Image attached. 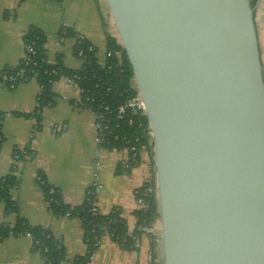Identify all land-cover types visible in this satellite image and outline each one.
Segmentation results:
<instances>
[{
	"label": "water",
	"instance_id": "95a60500",
	"mask_svg": "<svg viewBox=\"0 0 264 264\" xmlns=\"http://www.w3.org/2000/svg\"><path fill=\"white\" fill-rule=\"evenodd\" d=\"M153 146L161 264H264L252 0H105Z\"/></svg>",
	"mask_w": 264,
	"mask_h": 264
},
{
	"label": "crops",
	"instance_id": "0c3cea01",
	"mask_svg": "<svg viewBox=\"0 0 264 264\" xmlns=\"http://www.w3.org/2000/svg\"><path fill=\"white\" fill-rule=\"evenodd\" d=\"M252 3L264 75V0ZM30 28L45 36L47 61L55 63L59 58L72 71L82 66L73 54L77 38L91 44L101 65L106 59V36L117 38L105 0H0V72L19 65L24 36ZM66 31L72 35L62 38L61 32ZM50 91L52 105L42 110L37 125L32 114L37 108L38 83L0 86V181L14 178L9 195L17 207L16 213L6 215L0 202V223L13 227L22 219L31 227L49 231L64 247L65 258L60 264H74L87 252L81 222L50 211L38 185L39 175L60 192L69 207L81 205L86 191L97 183L100 188L95 194V205L99 213L107 215L116 210L127 223H132L137 210L135 193L151 178V167L144 160L131 170L123 169L126 153L98 146L94 116L88 110L73 107L80 96L77 90L58 80ZM55 126L61 130L56 132ZM148 249V236L141 237L138 250L121 248L102 237L88 264H147ZM156 251L161 261L159 241ZM0 264L45 263L32 250L29 238L10 234L0 241Z\"/></svg>",
	"mask_w": 264,
	"mask_h": 264
},
{
	"label": "trees",
	"instance_id": "16d2710c",
	"mask_svg": "<svg viewBox=\"0 0 264 264\" xmlns=\"http://www.w3.org/2000/svg\"><path fill=\"white\" fill-rule=\"evenodd\" d=\"M253 6V3H252ZM70 32H61L62 38L69 37ZM25 45L31 43L34 47V54L31 55V62L24 65L22 62L14 69H6L0 72V83L3 78H11L13 85L24 83L35 79L40 87L37 97V108L32 114L37 121V125L41 120V112L52 105L51 86L63 76H72L76 74L80 77L78 85L84 90L81 95L83 105L93 110L99 109L100 112L106 114L103 109L108 108L111 112L109 118L118 127L114 129V134L118 136L117 140H109L102 147L107 150H122L128 146L134 145L138 151L146 154V160L151 167V178L140 187L135 194V199H142L144 203L143 209L133 212V220L137 224H143L147 227L155 228L158 223V206L156 199V187L154 177V163L152 143L148 137V122L144 115L133 116L127 113L122 119L116 118V110L127 100L137 95L131 67L126 58L125 52L118 41L110 35L106 36V59L103 65L99 64L94 48L87 41L81 39L78 44L73 47V54L77 57L81 52L85 63L79 71L66 69L61 60L58 58L54 65L47 62L45 51V36L36 28H30L25 36ZM92 48V51L89 49ZM54 71L55 73H52ZM21 74V77H19ZM23 79H26L23 81ZM89 101L86 102L85 100ZM29 117V116H28ZM2 113H0V122ZM130 123V124H129ZM138 138V143L133 141ZM1 139V135H0ZM126 142H129L128 144ZM1 146V140H0ZM18 155L19 153L16 152ZM144 160L138 158L136 163L130 162L131 168L143 164ZM15 185L13 177H7L0 181V202L4 205V214L16 213L17 207L11 201L9 192ZM38 185L43 193L44 200L48 204L50 211L56 216H68L76 218L81 222L86 239L87 252L83 257L77 258L74 264H88L93 252L98 246L99 239L107 232L113 233L112 241L121 248L129 249L132 241L125 236L126 220L120 216L116 210L111 211L108 215L93 214L92 204L95 197L87 190L84 202L76 207H69L62 201L60 192L49 185L43 175H39ZM13 235L29 234L32 239V250L39 254L45 264H60L64 258V247L60 240L55 239L52 234L39 227H31L22 219H18L13 227L0 223V241ZM134 234H140V231H134ZM149 238V248L152 251L154 264H160L157 258L156 246L153 242L154 235H147ZM158 261V262H157Z\"/></svg>",
	"mask_w": 264,
	"mask_h": 264
},
{
	"label": "built area",
	"instance_id": "2783aa9c",
	"mask_svg": "<svg viewBox=\"0 0 264 264\" xmlns=\"http://www.w3.org/2000/svg\"><path fill=\"white\" fill-rule=\"evenodd\" d=\"M81 39L82 38H77L75 44H78ZM89 51H92V48H90ZM33 54H34L33 45L31 43L25 45V40H24V54H23V57H22L20 62H22L24 65H28L31 62V57L30 56L33 55ZM77 58L82 63V66L80 67V69L77 70V71H79V70H81L83 68L85 60H84L83 55H82L81 52H78ZM47 62L50 65H54V63H52L50 61H47ZM52 73H55V72L52 71ZM19 77L22 78L21 74H19ZM25 80L26 79H23V81H25ZM60 80L63 81L64 83H66L67 85L74 87L77 90V92L79 93V95H80L79 96V100L76 103H73V107L78 109V110H82V109L83 110L84 109L88 110L94 116V128L96 130V143L98 144V146L102 147L105 143L109 142V140H117L118 136L116 134H114V129H116L118 126L114 125V123L110 120V118H109V116L111 114L110 110L108 108H104L103 109V111L106 114H109L107 116V115H104V113L100 112L99 109L93 110L92 108L84 107L83 101L81 99V95L84 92V90L78 85V83L80 81V77L77 76L76 74H74V75H72L70 77L69 76H63V77H61L59 79V81ZM11 81H12L11 78H5L4 77L3 81L0 83V86L1 85H5V86H8V87L12 88L13 84L10 83ZM30 81H36V80L33 79V80H30ZM25 82H28V81H25ZM64 100H66V99H64ZM85 101L88 102L89 100L86 99ZM47 107H50V105H47ZM127 113H129V114H131L133 116H137V115H140V114H142V115L145 114L144 106H143V103L140 100L138 92H137V95L135 97L127 100L123 105H121V106H119L117 108V110H116V118L120 120ZM53 128L56 130V132H59L61 130L60 126H55ZM148 130H149L148 137H149V140L152 143L151 132H150L149 128H148ZM126 143L128 144L129 142H126ZM136 143H138V138H136L133 141V144H136ZM152 149H153V146H152ZM121 151L125 152L126 155H127L126 160L122 163V167L125 170H131L132 169L131 166H130V162L136 163L138 158H141L143 160H146V158H147L146 154H144V152L138 153V151H137V149H136V147L134 145L128 146L125 149H122ZM14 158L17 160V159H19V156L17 154H15ZM99 188H100V186L97 183H93L92 186L89 188L90 190H92V191H90V194L95 197V194H96L97 190H99ZM135 194H137V192ZM92 206H93V209H92L93 214L94 215L97 214V213L100 214L98 209H97V207H96V205H95V202L92 204ZM136 206H137V210L138 209H143L144 208L143 200L142 199L136 200ZM125 226H126L125 236L130 238L131 241H132V244H131L129 249H135V250L140 249V247H141V237L142 236H147L149 234L154 235V238L152 239L153 242H155L157 244V242L159 241V235L157 233L158 232V230H157L158 228L156 229V228L147 227L146 225H143V224H137L136 220H133L132 223H127L126 222ZM134 231H140V234H138V235L134 234ZM25 236L32 241L31 236L29 234H25ZM112 236H113V233H111V232L107 233L106 232L102 237H106V238H108L109 240L112 241V238H111ZM100 239H99V241H100ZM86 241L87 240L84 239L85 245H86ZM99 241H98V243H99ZM86 247H87V245H86ZM147 264H154V260L152 258V251H151L150 248L148 249Z\"/></svg>",
	"mask_w": 264,
	"mask_h": 264
},
{
	"label": "rangeland",
	"instance_id": "374dc122",
	"mask_svg": "<svg viewBox=\"0 0 264 264\" xmlns=\"http://www.w3.org/2000/svg\"><path fill=\"white\" fill-rule=\"evenodd\" d=\"M136 88V87H135ZM159 224V223H158ZM158 224H157V228H158Z\"/></svg>",
	"mask_w": 264,
	"mask_h": 264
}]
</instances>
